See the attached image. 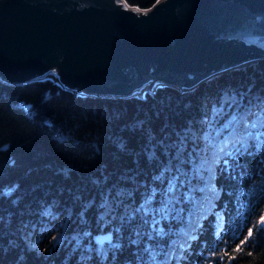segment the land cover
<instances>
[{"label": "trees", "instance_id": "trees-1", "mask_svg": "<svg viewBox=\"0 0 264 264\" xmlns=\"http://www.w3.org/2000/svg\"><path fill=\"white\" fill-rule=\"evenodd\" d=\"M258 144L264 59L125 97L0 77V264H264Z\"/></svg>", "mask_w": 264, "mask_h": 264}, {"label": "water", "instance_id": "water-1", "mask_svg": "<svg viewBox=\"0 0 264 264\" xmlns=\"http://www.w3.org/2000/svg\"><path fill=\"white\" fill-rule=\"evenodd\" d=\"M260 59L264 0H158L146 9L0 0V77L13 84L54 75L77 93L125 97L159 82L186 90Z\"/></svg>", "mask_w": 264, "mask_h": 264}, {"label": "rangeland", "instance_id": "rangeland-1", "mask_svg": "<svg viewBox=\"0 0 264 264\" xmlns=\"http://www.w3.org/2000/svg\"><path fill=\"white\" fill-rule=\"evenodd\" d=\"M213 76H216V74L213 75ZM213 76H212V77H213ZM158 85H162V83L159 82V83H157V84H155V83H153V84H147V85H145L143 88L139 89V90L137 91V93H144V92H146V91H148V90H150V89H152V91L154 92L155 88H156ZM179 88L183 89L182 87H179Z\"/></svg>", "mask_w": 264, "mask_h": 264}, {"label": "snow or ice", "instance_id": "snow-or-ice-1", "mask_svg": "<svg viewBox=\"0 0 264 264\" xmlns=\"http://www.w3.org/2000/svg\"><path fill=\"white\" fill-rule=\"evenodd\" d=\"M258 139H259V137H258ZM262 146H264V145H262V144H258V145H257L258 149H259L260 147H262ZM225 163H227V162H225ZM249 235H251V231L249 232ZM107 239H110V237L107 238ZM242 243H243V242H242ZM238 249H239V246H238Z\"/></svg>", "mask_w": 264, "mask_h": 264}]
</instances>
